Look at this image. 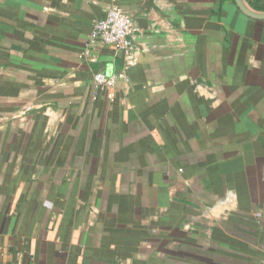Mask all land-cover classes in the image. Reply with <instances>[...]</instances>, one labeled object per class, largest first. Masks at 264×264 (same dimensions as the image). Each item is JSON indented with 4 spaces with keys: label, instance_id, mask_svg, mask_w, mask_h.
I'll return each instance as SVG.
<instances>
[{
    "label": "crops",
    "instance_id": "1",
    "mask_svg": "<svg viewBox=\"0 0 264 264\" xmlns=\"http://www.w3.org/2000/svg\"><path fill=\"white\" fill-rule=\"evenodd\" d=\"M113 5L133 54L84 55ZM125 66L110 100L94 74ZM263 257L264 20L235 0H0V264Z\"/></svg>",
    "mask_w": 264,
    "mask_h": 264
},
{
    "label": "built area",
    "instance_id": "2",
    "mask_svg": "<svg viewBox=\"0 0 264 264\" xmlns=\"http://www.w3.org/2000/svg\"><path fill=\"white\" fill-rule=\"evenodd\" d=\"M138 31L139 26L133 16L122 6L113 5L104 18L93 22L83 54L89 55L104 45H113L117 50L130 56L135 50L133 38ZM127 68L128 66H125L121 71L111 75L96 72L93 77L94 84L106 93L108 99L114 100V88L120 79L127 78ZM261 264H264V257Z\"/></svg>",
    "mask_w": 264,
    "mask_h": 264
},
{
    "label": "water",
    "instance_id": "3",
    "mask_svg": "<svg viewBox=\"0 0 264 264\" xmlns=\"http://www.w3.org/2000/svg\"><path fill=\"white\" fill-rule=\"evenodd\" d=\"M235 2L241 11L247 16L257 20H264V10H257L248 0H235Z\"/></svg>",
    "mask_w": 264,
    "mask_h": 264
},
{
    "label": "trees",
    "instance_id": "4",
    "mask_svg": "<svg viewBox=\"0 0 264 264\" xmlns=\"http://www.w3.org/2000/svg\"><path fill=\"white\" fill-rule=\"evenodd\" d=\"M254 8H256L257 10H261L264 9L263 6H259L258 4H252Z\"/></svg>",
    "mask_w": 264,
    "mask_h": 264
}]
</instances>
